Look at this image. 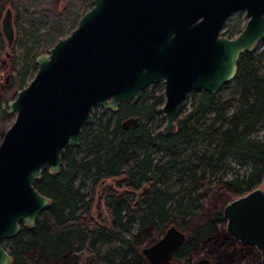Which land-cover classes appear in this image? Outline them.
Listing matches in <instances>:
<instances>
[{"label":"trees","instance_id":"16d2710c","mask_svg":"<svg viewBox=\"0 0 264 264\" xmlns=\"http://www.w3.org/2000/svg\"><path fill=\"white\" fill-rule=\"evenodd\" d=\"M84 1L0 0V16L7 8L16 13L14 24L24 31L20 41L27 59L16 76H3L0 122L9 118L7 102L37 71L35 59L45 52L37 36L40 27H45L43 39L50 48L76 27ZM261 61L255 51L241 56L233 82L236 98L191 92L187 100H194L192 109L183 106L170 134L163 132L165 95L158 83L116 112L94 108L80 145L62 154L60 171L51 175L44 170L35 182L50 206L31 229L21 225L7 249V241L2 243L12 264H147L143 250L173 227L187 240L167 264H235L255 251L229 235L215 202L221 195L244 196L264 182V140L256 137L264 125ZM13 71L14 61L0 60V76ZM132 118L137 125H123ZM174 176L177 192L169 185ZM106 180L118 192L104 196L109 220L101 222L85 189L89 184L93 195Z\"/></svg>","mask_w":264,"mask_h":264},{"label":"water","instance_id":"95a60500","mask_svg":"<svg viewBox=\"0 0 264 264\" xmlns=\"http://www.w3.org/2000/svg\"><path fill=\"white\" fill-rule=\"evenodd\" d=\"M91 3L76 27L35 59L33 78L6 104L14 121L0 141V264L13 262L2 243L12 240L21 225L31 229L50 206L35 182L44 170L51 175L60 171L62 154L80 145L94 108L116 112L120 104L136 102L144 89L163 82V132L173 133L189 94H218L234 82L241 56L264 41V0ZM238 12L246 13L245 28L235 38L223 35ZM0 29L10 47V8L4 11ZM137 122L132 118L123 125ZM102 185L98 201L118 192L112 181ZM222 213L229 235L254 246L264 264V190L234 199ZM186 240L183 232L169 229L143 250L147 264L170 263Z\"/></svg>","mask_w":264,"mask_h":264},{"label":"rangeland","instance_id":"374dc122","mask_svg":"<svg viewBox=\"0 0 264 264\" xmlns=\"http://www.w3.org/2000/svg\"><path fill=\"white\" fill-rule=\"evenodd\" d=\"M78 1V0H77ZM63 5H60L59 9H62ZM90 9V3L89 0H85L83 5L79 8L78 10V16H81L82 13L86 12L87 10ZM16 16V13L13 10V27H14V40L13 43L10 47L7 46V41L5 39V37L2 35L1 33V29H0V60L2 61H9L12 60L14 61V71L11 74H7L4 73L2 74V78L0 80V86L2 85V79L3 76L6 77L7 79H10L11 77H14L17 75V71L20 69V67L24 66L26 57H25V45H23V43L20 41V39L24 36V31L21 27H16L14 24V17ZM3 17V13L0 16V22L1 19ZM248 22V18L246 16L245 12H238L235 13L227 22L226 27L224 28V32L223 35L228 36L230 38H235L246 26ZM27 26V24L25 25ZM45 31V27H40L37 36L39 37L42 49H45V53H47V50L49 48H46V43L44 41V33ZM69 34V32H67L65 34V36H67ZM64 36V37H65ZM3 46V47H2ZM255 52L257 54H261L262 56V70L264 72V41L258 45V47L256 48ZM29 62V61H26ZM0 76V77H1ZM30 82V81H29ZM158 83V90L160 91H164L165 90V85L163 82H157ZM153 88V85L149 86L147 89V93H149L151 91V89ZM219 94L222 96V98L224 99H230V98H236L237 97V86L235 83H231L226 85L225 87H223ZM194 103L193 99H188L186 100V102L184 103V106L188 109L191 110L192 109V104ZM96 115V114H94ZM14 121V115H9V118L1 121L0 122V133H4L13 123ZM256 137L264 140V125L260 128L259 132L257 133ZM0 141H1V137H0ZM204 147V144L200 145L198 148H196L197 151H200L202 148ZM80 154H83V152H81ZM188 154V152H187ZM186 155H183L182 158H185ZM233 166H235V163H232ZM236 170H238V167H236ZM233 171L232 170H228V177H232L233 176ZM175 180H177V177L174 176L172 181L169 183V185L173 188V190L175 192H177L179 190V188L174 184ZM110 180H106V182L103 183V187H107V185L110 183ZM262 190H264V182L263 184L259 187ZM102 190V187L100 188ZM95 190V192L92 195V191L90 189L89 184L87 185V188L85 189V192L89 195L92 196L93 198V212L95 214L96 219L98 220H103L104 218H106L107 220H109L108 218V214L107 212L103 209V199H99V196H101L102 192L101 190ZM98 192V194H97ZM235 198L234 197H230V196H224L221 195L219 196V198H217L215 205L217 207H219V209L223 212L225 206L233 201ZM97 205V207H96ZM107 214V215H106ZM136 228V226H135ZM4 246H6V249L9 247V243L8 241L4 243ZM107 248L104 247L102 248V250H106ZM235 264H262V255L261 252H259L257 249L253 252H251L250 254H247L246 256H244L243 258L238 259Z\"/></svg>","mask_w":264,"mask_h":264}]
</instances>
